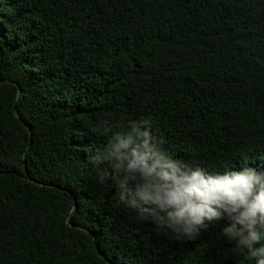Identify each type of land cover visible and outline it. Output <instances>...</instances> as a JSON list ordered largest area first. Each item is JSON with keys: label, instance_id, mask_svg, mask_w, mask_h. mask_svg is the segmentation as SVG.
<instances>
[{"label": "trees", "instance_id": "trees-1", "mask_svg": "<svg viewBox=\"0 0 264 264\" xmlns=\"http://www.w3.org/2000/svg\"><path fill=\"white\" fill-rule=\"evenodd\" d=\"M264 168V0H0V264H251L122 201L101 129Z\"/></svg>", "mask_w": 264, "mask_h": 264}, {"label": "clouds", "instance_id": "clouds-1", "mask_svg": "<svg viewBox=\"0 0 264 264\" xmlns=\"http://www.w3.org/2000/svg\"><path fill=\"white\" fill-rule=\"evenodd\" d=\"M104 126L102 155L122 201L139 204L170 238L192 239L219 223L222 237L251 264H264V168L241 164L209 171L159 146L149 118Z\"/></svg>", "mask_w": 264, "mask_h": 264}]
</instances>
